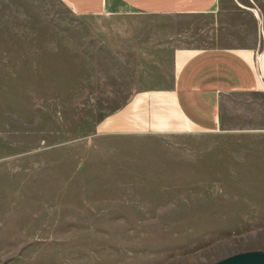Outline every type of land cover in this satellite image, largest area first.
I'll use <instances>...</instances> for the list:
<instances>
[{"label": "rangeland", "instance_id": "obj_1", "mask_svg": "<svg viewBox=\"0 0 264 264\" xmlns=\"http://www.w3.org/2000/svg\"><path fill=\"white\" fill-rule=\"evenodd\" d=\"M197 24L0 0V264H214L264 251L262 94L231 98L211 134L105 124L150 85L151 40Z\"/></svg>", "mask_w": 264, "mask_h": 264}, {"label": "crops", "instance_id": "obj_2", "mask_svg": "<svg viewBox=\"0 0 264 264\" xmlns=\"http://www.w3.org/2000/svg\"><path fill=\"white\" fill-rule=\"evenodd\" d=\"M60 1L78 17L202 21L151 40L150 85L107 118L112 134H211L223 128L231 98L264 96V0Z\"/></svg>", "mask_w": 264, "mask_h": 264}, {"label": "water", "instance_id": "obj_3", "mask_svg": "<svg viewBox=\"0 0 264 264\" xmlns=\"http://www.w3.org/2000/svg\"><path fill=\"white\" fill-rule=\"evenodd\" d=\"M214 264H264V251L236 254Z\"/></svg>", "mask_w": 264, "mask_h": 264}]
</instances>
